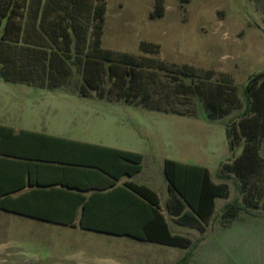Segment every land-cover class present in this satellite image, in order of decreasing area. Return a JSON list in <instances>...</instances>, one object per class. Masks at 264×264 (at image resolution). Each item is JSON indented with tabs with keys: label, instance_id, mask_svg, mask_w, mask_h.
Here are the masks:
<instances>
[{
	"label": "trees",
	"instance_id": "trees-1",
	"mask_svg": "<svg viewBox=\"0 0 264 264\" xmlns=\"http://www.w3.org/2000/svg\"><path fill=\"white\" fill-rule=\"evenodd\" d=\"M106 14L107 0H0V79L186 117L201 101L209 121L232 116L225 123L229 146L243 151L220 165L217 180L207 167L165 160L166 212L205 234L216 201L230 197V182L239 197L222 209L225 223L264 209V71L250 77L242 99L230 74L105 49ZM164 15V0H156L151 17ZM140 50L160 54L152 42ZM143 162L140 153L0 125V210L193 250V240L172 232L156 191L122 181L142 172Z\"/></svg>",
	"mask_w": 264,
	"mask_h": 264
},
{
	"label": "rangeland",
	"instance_id": "rangeland-1",
	"mask_svg": "<svg viewBox=\"0 0 264 264\" xmlns=\"http://www.w3.org/2000/svg\"><path fill=\"white\" fill-rule=\"evenodd\" d=\"M155 4L107 0L103 47L230 74L243 99L250 77L264 71V0H164L165 15L157 19L151 17ZM144 41L158 44L160 54L142 53ZM194 114H164L95 93L82 98L0 79V124L142 154V172L122 181L156 191L172 232L195 244L193 250L171 248L0 210V264H177L186 258V264H264V209L221 219L222 209L239 197L234 182L230 197L216 201L205 234L177 225L166 212V159L207 167L217 180L220 165L243 151L229 146L225 123L232 116L209 121L201 101ZM260 153L264 157V138Z\"/></svg>",
	"mask_w": 264,
	"mask_h": 264
},
{
	"label": "crops",
	"instance_id": "crops-1",
	"mask_svg": "<svg viewBox=\"0 0 264 264\" xmlns=\"http://www.w3.org/2000/svg\"><path fill=\"white\" fill-rule=\"evenodd\" d=\"M0 125H2V124H0ZM4 126H6V125H4ZM8 127H12V126H8ZM12 128H14V127H12ZM15 129V128H14ZM17 130V129H16ZM22 130H25V129H22ZM17 131H20V130H17ZM26 131H31V130H26ZM31 132H36V131H31ZM37 133H40V132H37ZM42 134H47V135H52V134H48V133H42ZM52 136H58V137H63V136H60V135H52ZM63 138H67V137H63ZM67 139H71V138H67ZM71 140H74V139H71ZM75 141H80V140H75ZM81 142H86V141H81ZM86 143H91V142H86ZM92 144H97V143H92ZM97 145H101V144H97ZM102 146H104V145H102ZM106 147H108V146H106ZM111 148H113V147H111ZM165 162V161H164ZM127 180H125V181H123V182H126Z\"/></svg>",
	"mask_w": 264,
	"mask_h": 264
}]
</instances>
